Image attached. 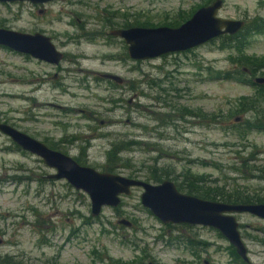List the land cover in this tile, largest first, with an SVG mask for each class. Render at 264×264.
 <instances>
[{
  "label": "rangeland",
  "instance_id": "rangeland-1",
  "mask_svg": "<svg viewBox=\"0 0 264 264\" xmlns=\"http://www.w3.org/2000/svg\"><path fill=\"white\" fill-rule=\"evenodd\" d=\"M211 1L0 2V27L52 34L66 70L53 78V64L0 46V119L98 171L113 167L110 173L157 184L147 179L156 170L182 183V193L191 179L204 192L218 188L264 198V131L248 130L251 112L236 110L257 88L235 74L243 68L247 80L264 77V67L253 75L246 62H238L239 56L264 60V32L247 36L243 55L215 38L146 60L131 59L124 40L109 34L140 23L175 27L180 16ZM218 16L264 19V0H223ZM104 73L123 82L106 80ZM34 81L41 82L37 91ZM116 141L138 144L130 142L119 153L123 160L108 165L107 151ZM53 173L38 156L0 136V260L242 264L218 230L162 223L141 204L140 187L92 217L88 195L65 179L49 178ZM234 216L250 262L264 264V219Z\"/></svg>",
  "mask_w": 264,
  "mask_h": 264
},
{
  "label": "water",
  "instance_id": "water-1",
  "mask_svg": "<svg viewBox=\"0 0 264 264\" xmlns=\"http://www.w3.org/2000/svg\"><path fill=\"white\" fill-rule=\"evenodd\" d=\"M23 1L45 4L55 0H0V2ZM222 5L223 0H212L175 27L129 26L113 28L109 34L124 40L127 44L128 56L133 60H146L185 51L222 35H234L244 27L245 21L242 19L219 17L218 11ZM0 46L32 55L52 64H58L63 58V53L56 49L50 38L39 32L29 34L0 27ZM103 76L117 84L123 82L122 78L115 74ZM254 82L264 84V77H256ZM0 132L55 170L49 178L65 179L74 189L86 193L90 200L92 217L99 216L104 206H118L122 195L127 196L132 188L140 187L141 204L162 223L201 225L216 229L234 247L237 255L244 262L252 264L234 214L250 213L264 219V203H228L204 199L180 192L170 179L152 184L142 179L98 171L91 166L78 163L73 157L59 150L49 148L43 142L10 124L0 122ZM119 222L127 226L131 225L127 220Z\"/></svg>",
  "mask_w": 264,
  "mask_h": 264
},
{
  "label": "trees",
  "instance_id": "trees-1",
  "mask_svg": "<svg viewBox=\"0 0 264 264\" xmlns=\"http://www.w3.org/2000/svg\"><path fill=\"white\" fill-rule=\"evenodd\" d=\"M200 8V6H199ZM193 14V12H192ZM191 15H188L187 17L180 16L179 19L182 17V22L186 21L187 18H189ZM178 20H175L176 22H173L172 26H178L181 24V22ZM140 26H147L151 27V25L147 23H140ZM170 25V24H169ZM129 25H126L128 27ZM264 32V19L262 17H254L250 22L245 23L244 27L237 32L234 35H223L220 38V44L221 46H230L231 49H234L236 55H243L244 50V43H246L247 36L251 34H260ZM238 62H246L249 66L245 67L249 71V73L255 75L258 69L264 67V60L260 59H244L241 56L238 58ZM243 71V68H242ZM242 71H237L235 74L238 76L237 79L240 77L246 81L247 83L255 86L257 88L256 95L250 96V97H243L239 100L238 108L236 110L244 111V112H251L252 119L247 122L246 128L248 130H260L264 131V84H257L254 82L252 78H249L247 80L246 74L242 75L241 73H244ZM227 73V72H226ZM228 76H226L227 78ZM242 82V80H241ZM132 144H138L137 141H130ZM130 142L126 141H116L111 144L110 149L107 151V163L108 165L117 166L119 162H121L123 159L119 156V153L123 149H128V145ZM78 163L82 164V161L79 158H74ZM122 164V163H120ZM114 168L109 167L106 171L107 172H113ZM161 171V170H160ZM162 171L158 172V174L153 172L152 176L147 177V179H151L155 182H160L165 176L166 179L168 178V172L164 173L162 176ZM161 174V175H160ZM131 176V175H130ZM190 177H192L190 175ZM133 178V177H132ZM189 185L186 186L185 192L188 194L195 195L200 198L204 199H211V200H218L222 202H228V203H264V198L259 197L257 195H248L246 193H240V192H230L225 193L223 192V189H212L205 191L199 188L197 184H195L194 180L189 179ZM178 190H183L182 183H178L176 185ZM232 249V252L236 254V256L240 259L242 264H247L244 262L235 252L234 247L231 245L229 246ZM11 257H4L0 260V264H20L17 261H12ZM122 264V263H119Z\"/></svg>",
  "mask_w": 264,
  "mask_h": 264
},
{
  "label": "flooded vegetation",
  "instance_id": "flooded-vegetation-1",
  "mask_svg": "<svg viewBox=\"0 0 264 264\" xmlns=\"http://www.w3.org/2000/svg\"><path fill=\"white\" fill-rule=\"evenodd\" d=\"M39 12H42V11L39 10ZM245 23H246V21H245ZM126 28H127V27H126ZM19 31H20V32H24V33H29V34H34V33H36V32L42 33V34L48 36V37L50 38V40L52 41V43H54L56 49L59 50L58 46H57V45L55 44V42H54V41H56V38H55L52 34L46 32V31H43V30H40V29H38V30H32V31H26V30H19ZM222 36H223V35H222ZM219 37H221V36H219ZM219 37H217V38H219ZM211 41H212V40H211ZM62 47H63V46H62ZM16 52H17V51H16ZM60 52H62V51H60ZM17 53H20V52H17ZM20 54L26 56L27 58H29V59H31V60H34L35 62H39V63H42V64H44V65H50V66H52V63H49V62H47V61H45V60H42V59H40V58H36V57H34V56H32V55L25 54V53H20ZM64 56H65V54L63 53V58H64ZM63 58H62V60H61L58 64H53L54 67L56 68V73L53 75V78H57V77H59V73L61 74L62 72L66 71L63 67L60 66V65H61V62H63V60H65V59H63ZM58 72H59V73H58ZM45 74L47 75L46 72H45ZM104 74H111V73H104ZM104 74H103V75H104ZM46 75H45V76H46ZM103 75H102V76H103ZM103 77H104V76H103ZM104 78H105L106 80L113 81V80H111V79H109V78H107V77H104ZM113 82H114V81H113ZM33 84H36V86L33 88V91H37V90L39 89V86H40L41 82H40V81H34ZM0 122H2V123H6V122L3 121V119H0ZM7 124H9V123H7ZM10 125H11V124H10ZM11 126H13V127H15L16 129H18V130H20V131H22V132L28 134L26 131L22 130L21 128L15 126V125H11ZM28 135H30V134H28ZM0 136H6V135L0 132ZM30 136H32V135H30ZM6 137L9 138L8 136H6ZM32 137H33V138H36V137H34V136H32ZM9 139H10V138H9ZM36 139H38V138H36ZM10 140H11V139H10ZM38 140L41 141V142H43L44 144H46L49 148L56 149V147H55V146H51V144H49V143L47 142L46 139H42V140L38 139ZM61 141H62V144H64V143L67 142V140H61ZM16 146H17V148L23 150V149H22L21 147H19L17 144H16ZM12 149L15 150L16 148H12ZM56 150H57V149H56ZM23 151H25V150H23ZM33 155H34V154H33Z\"/></svg>",
  "mask_w": 264,
  "mask_h": 264
}]
</instances>
